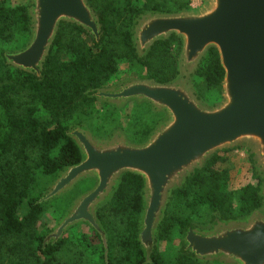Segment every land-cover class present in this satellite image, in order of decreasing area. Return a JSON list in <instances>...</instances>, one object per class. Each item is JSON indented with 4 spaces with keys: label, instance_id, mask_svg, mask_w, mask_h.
Segmentation results:
<instances>
[{
    "label": "trees",
    "instance_id": "trees-1",
    "mask_svg": "<svg viewBox=\"0 0 264 264\" xmlns=\"http://www.w3.org/2000/svg\"><path fill=\"white\" fill-rule=\"evenodd\" d=\"M87 2L99 18V41L75 25L61 23L37 77L11 68L4 59L7 45L23 38V49L30 39L28 5L12 6L0 0V264H61L60 257L65 253L72 255L67 264H201L184 250L182 236L189 228L206 217L211 223L215 219H243L263 207V180L254 168L256 184L230 187L228 151L213 155L182 187L172 191L149 261L137 241L143 182L132 174L121 178L109 202L97 211L107 238L106 248L98 234L86 226L89 233L75 228L74 233L54 244H44L46 236L38 233L46 212L45 203L38 201L49 188L48 183L81 160L79 149L67 133L77 126H91L92 104L97 101L94 94L114 78L119 65L127 62L144 74L142 81L161 85L179 75L180 40L172 36L157 41L139 56L132 30L142 15L189 10L187 0ZM174 44L178 45L177 56L171 52ZM223 77L218 54L211 49L193 82L197 97L202 100L207 91L220 97ZM151 131L142 130L145 140L135 144L144 143ZM249 159L254 165L252 156ZM68 196L63 200L69 201ZM174 236L181 241L170 259L167 253L159 252L158 246L168 242L171 247Z\"/></svg>",
    "mask_w": 264,
    "mask_h": 264
},
{
    "label": "water",
    "instance_id": "water-1",
    "mask_svg": "<svg viewBox=\"0 0 264 264\" xmlns=\"http://www.w3.org/2000/svg\"><path fill=\"white\" fill-rule=\"evenodd\" d=\"M27 14L28 43L6 52L4 59L11 68L37 77L61 23L81 28L95 42L101 36L99 18L87 0H29ZM172 36L181 42L174 81L161 85L130 80L94 94L97 101L117 109L145 103L163 114L144 143H130L121 133L96 138L78 126L68 131L81 160L65 168L38 202L62 197L83 179H93L95 185L77 197L44 244L56 243L73 227L86 226L106 248L97 211L109 202L121 178L132 174L143 182L137 241L149 261L172 191L213 155L244 148L263 180V207L243 219H215L207 229L189 228L182 243L201 264H264V0H204L197 10L142 15L132 30L139 56ZM211 49L218 54L224 77L221 101L209 106L197 97L193 81Z\"/></svg>",
    "mask_w": 264,
    "mask_h": 264
},
{
    "label": "rangeland",
    "instance_id": "rangeland-1",
    "mask_svg": "<svg viewBox=\"0 0 264 264\" xmlns=\"http://www.w3.org/2000/svg\"><path fill=\"white\" fill-rule=\"evenodd\" d=\"M3 1L12 6L29 5V0ZM187 2L189 10L200 9L204 4V0H187ZM25 42L26 39L17 38L14 42L6 46V51H19L23 45H25ZM87 42L90 43V40H87ZM177 47V44H174L171 47L172 54L176 56L179 52V50L177 51ZM142 76H144V74L137 72L130 66L129 63L122 62L119 65L118 73L104 86V89L111 88L115 85L122 84L130 80H143L141 78ZM202 98V100L200 99L201 101H203L206 105L212 106L219 103V98L221 99V95L219 97V94L216 92L207 91L205 92V95L202 96ZM92 106L91 126H84V128H86L94 137L100 139H106L112 137L116 133H121L130 143H140L145 140V137H143L140 132L148 128L152 129L153 131L156 126L164 119L162 114H157L150 106L147 107L141 104L130 103L122 109H115L109 106L105 107L104 103L96 101L94 104H92ZM249 155V152L244 148L230 150L226 154L229 160L228 166L232 171L229 182L231 188L238 189L247 184H256L257 181L253 176V168L256 175H258V173L255 170V165L251 164ZM258 177H260V175H258ZM50 185L51 184L48 183V187ZM94 185L95 181L93 179H83L76 183L69 193L59 197L61 199L58 198L49 203H45L46 212L40 220L38 233L47 236L58 225L61 218L70 208L72 203L77 199V197L92 189ZM65 196H68L69 201L63 200V197ZM206 218L203 220L201 219L200 221L198 220L199 223L196 224V227L203 229L209 228L212 223L211 220L207 221L209 219ZM75 228H78V230H82L85 233H89L88 228L85 226H78L71 228L65 235L68 233H74ZM180 241L181 237L174 236L171 247H169L168 242H161L158 246V250L161 254L167 253V257L172 259L174 257L175 249H177ZM71 256L72 255L67 253H65V257L64 254L61 255V264H67V259H70ZM105 257H107V255Z\"/></svg>",
    "mask_w": 264,
    "mask_h": 264
}]
</instances>
